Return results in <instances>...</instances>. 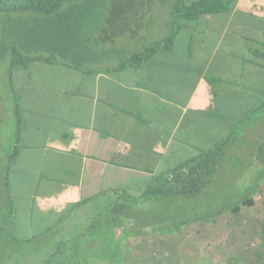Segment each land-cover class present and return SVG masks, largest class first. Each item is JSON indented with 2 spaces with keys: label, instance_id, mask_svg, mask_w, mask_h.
<instances>
[{
  "label": "crops",
  "instance_id": "crops-1",
  "mask_svg": "<svg viewBox=\"0 0 264 264\" xmlns=\"http://www.w3.org/2000/svg\"><path fill=\"white\" fill-rule=\"evenodd\" d=\"M167 19V34L153 45L126 46L142 58L135 65L35 61L9 74L17 89L19 151L8 171L17 234L28 238L83 213L88 203L77 205L94 196L139 193L264 103V0H233L228 10L183 20L165 43L171 13ZM0 199L3 209L4 186Z\"/></svg>",
  "mask_w": 264,
  "mask_h": 264
},
{
  "label": "trees",
  "instance_id": "trees-1",
  "mask_svg": "<svg viewBox=\"0 0 264 264\" xmlns=\"http://www.w3.org/2000/svg\"><path fill=\"white\" fill-rule=\"evenodd\" d=\"M166 2L170 4V25L172 31L170 36L166 38L165 43L170 42L173 34L180 27L183 20L193 21L204 14L228 10L233 0L226 2L196 0L191 3H185V0H167ZM166 2H163V4H167ZM85 7L86 3H82V0H0V12H10L18 16H30L25 33L21 32L17 36L16 41L11 43L10 74H13L17 69L25 68L35 61L53 64L61 63L72 68L82 69L78 65L59 62L53 58L56 50H58L55 45L58 39L55 36L52 37V35L45 36L44 34H40L38 21L42 17V20L45 22L42 26L47 25L45 34H48L50 31L54 34L56 31L65 33L71 27L78 29L75 35L69 37L70 43L71 41L74 42L71 51L69 50L70 43H68L65 36H62L63 50L59 53L64 57L79 58L77 60L80 61L82 59L87 60L91 57L90 53H95V47L98 43L96 40L97 36L95 37V35L102 31V26H98V29L95 31L91 27L83 35L81 27H85L86 25L92 26L95 22H91L88 19L89 23L82 24V15L80 13L74 18L66 15L67 10H80ZM86 9L88 8L86 7ZM106 10L107 8L105 7ZM107 12H101L98 15L103 17ZM95 14L97 13L93 15ZM83 18L87 19L85 16ZM41 35L45 43L41 51H44L46 56H41L37 53L40 51L38 49V41ZM82 36L84 37L82 38ZM23 40L26 41V45L21 42ZM30 40L32 44L29 43ZM33 43H36L35 46ZM122 54L125 55V58H128L127 61L131 65H135L142 60L136 54L129 57L132 53L125 49L122 50ZM92 57L91 59H94V64L96 65H107L109 62L107 59L97 60V57ZM115 57L112 56L108 59ZM124 64L122 63L116 67L120 68ZM263 109L264 103L253 109L249 115L243 117L235 124L236 127L232 128L234 131H229L227 135L219 139L207 150L179 164L168 173L157 174L150 178L143 184L139 193L130 194L125 189L107 192L103 196L106 197L108 202H111L110 206L113 207L109 210L113 211L112 214L110 212L109 216L108 213L106 215L102 211L97 210L93 213L90 212L92 218L95 217L94 222H85L87 216L83 212L79 216L80 222L77 219L78 223L70 226L65 218H70L75 213L68 214L28 238L19 237V233L17 234V224L15 222L16 209L10 198L7 183V173H9L10 166L15 163L16 155L19 151V148L15 146L13 152H11V162H9L5 176L4 213L2 222H0V264H98L99 262L123 264L124 255L128 249L127 243L131 239L156 233L161 235L178 233L183 227L191 223H215L224 213L237 215L240 213L242 207L253 206L255 204V196L257 194L260 195L264 191V164H261L259 166L260 169L257 171L254 170L251 177H245L244 181L242 177L240 184L238 185L237 183L234 189L233 187L228 188L227 194L222 200L223 202L216 208L200 211L192 216L188 215L174 219V216L182 214L178 212L171 216V219H174L172 222H148L144 213L142 215L140 213L139 220L136 223L130 219L132 216L121 220L119 219V214H115V212L120 211L119 207H122V211L125 213H132L135 207H143L145 205L147 207L152 205L155 210L165 211L167 207H176L182 202H196L199 198L207 196L209 190L219 183L220 178L225 174L228 166L234 160L235 153L239 149L237 143L240 139L238 135L241 133V130L236 129L237 126L244 127L249 119L253 121L256 115H261ZM259 119L260 117L256 120ZM260 157L262 158V155ZM262 161L264 162V160ZM241 187L243 188L239 189ZM103 196H94L83 203L80 202L77 206L81 208L82 204L94 202ZM145 214L148 215L147 212ZM108 217L110 220L107 219ZM42 238L50 241L48 249H43L39 243ZM261 239L264 243V222ZM250 240L253 241L255 238L252 237Z\"/></svg>",
  "mask_w": 264,
  "mask_h": 264
},
{
  "label": "rangeland",
  "instance_id": "rangeland-1",
  "mask_svg": "<svg viewBox=\"0 0 264 264\" xmlns=\"http://www.w3.org/2000/svg\"><path fill=\"white\" fill-rule=\"evenodd\" d=\"M166 1L82 0V3H86L88 9L86 7L80 10L66 9V15L72 18L78 16L80 13L82 15V24L89 23L88 19L91 22H95L92 26L86 25L85 27H81V33L83 32V35L91 27L95 31L98 29V26H102V31L95 35L98 41L95 47V53L92 52L93 55L90 53L91 57L87 60L82 59L80 61L77 60L79 58L64 57L59 53L63 50L61 42L62 36H65L68 43H70L69 37L75 35L78 29L71 27L65 33L56 31L54 34L50 31L48 34H45L47 25L42 26L45 22L41 17L38 21L39 31H41L39 33L45 36L52 35V37L55 36L58 39L59 42L56 41L55 44L58 50H56L53 58L59 62L78 65L82 69H102L101 66L103 67L104 64H98L99 66L94 64V59H91L94 56L97 57V60L107 59L109 62L105 66L107 69H112V67L127 62L128 58H125V55L122 54V50L126 46L135 45V48L140 50V48L151 46L157 40L165 37L167 34L166 29H168L167 15L171 13L170 4ZM163 2L167 4H163ZM145 4L150 7L149 14L139 13L137 8L141 9ZM105 7L107 8L106 11H108L107 14L103 17L99 16L98 14L101 12H106ZM92 13L97 14L93 15ZM83 16L87 19H84ZM29 19V15L18 16L10 12H0V149L5 147L4 150H0V192L5 184L6 170L9 166L7 160L8 155L6 156V153L11 155V152H13V143L16 135V118L14 116L16 98L13 92H17V89L14 88V83L11 84V90L9 89V68L11 64L10 46L12 42L16 41L17 36L21 32L25 33ZM77 39L79 38L77 37ZM21 42L26 45L25 40ZM29 43L32 44V41L30 40ZM73 43L71 41L70 51ZM33 44L35 46L36 43ZM44 44V38L41 35L38 41V49L40 51L37 52L41 56H46V53L41 51ZM135 51L137 50H133V53L129 57L134 55L136 53ZM112 56L116 57L108 59ZM259 117L260 119L256 120ZM236 129L241 130V133L238 135L241 140L239 139L237 143L239 149L235 153L234 160L228 166L225 174L220 178L219 183L209 190L207 196L199 198L196 202H182L176 207H167L165 211L155 210L152 205L149 207L145 205L143 207H135L132 213H125L122 211L123 208L119 207L120 211L115 212V214H119L118 216H120L119 219L121 220L125 217L132 216L130 219L136 223L139 220L140 213L141 215L144 213L148 222H172L177 217L192 216L200 211L216 208L223 202L222 200L227 194L228 188L233 187L234 189L237 183L238 185L240 184L242 177L243 181L245 177H251L252 172L260 169L259 166L264 164L262 161L264 160V109L262 114L256 115L253 121L249 119L244 127L237 126ZM229 131L234 130H228L225 135ZM260 155H262V158ZM13 180L14 178L11 174L9 175L7 173V183L10 191ZM105 200V196L99 197L94 202H90L85 206L84 212L87 216L85 222H94L95 217L92 218L90 212L93 213L94 211L100 210L103 214L108 213V216L110 212L111 214L113 213L112 210L109 211L113 208L110 206L111 202L107 200L106 202ZM1 202L2 200L0 199ZM1 206L0 222H2L4 213V209ZM178 212L183 215L179 214V216H174V219H171V216ZM80 214L82 213L76 211L72 216L73 218H65V220L69 222L70 226H74L78 223L77 219L80 222ZM107 219L110 220L109 217ZM263 222L264 191L260 195L257 194L255 196V204L253 206L242 207L240 213L237 215L224 213L215 223H191L183 227L178 233L169 235L156 233L131 239L127 243L128 249L125 252L123 264H264V243L261 239ZM19 237H21L20 234ZM252 237L255 240H250ZM39 243L43 249H48L50 246V241L47 239L42 238ZM98 264L106 263L99 262Z\"/></svg>",
  "mask_w": 264,
  "mask_h": 264
}]
</instances>
